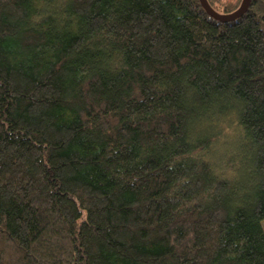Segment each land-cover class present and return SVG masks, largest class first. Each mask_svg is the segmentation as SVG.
<instances>
[{
    "label": "trees",
    "instance_id": "obj_1",
    "mask_svg": "<svg viewBox=\"0 0 264 264\" xmlns=\"http://www.w3.org/2000/svg\"><path fill=\"white\" fill-rule=\"evenodd\" d=\"M263 219L264 0H0V264H264Z\"/></svg>",
    "mask_w": 264,
    "mask_h": 264
},
{
    "label": "water",
    "instance_id": "obj_2",
    "mask_svg": "<svg viewBox=\"0 0 264 264\" xmlns=\"http://www.w3.org/2000/svg\"><path fill=\"white\" fill-rule=\"evenodd\" d=\"M199 2L202 5L203 9L207 12V14L211 16L212 18L217 19L218 21H221V22H229V21H233L239 18L247 11L250 0H242V3L240 7L238 8V10H236L234 13L229 14V15L217 14L215 11H213L210 8L206 0H199Z\"/></svg>",
    "mask_w": 264,
    "mask_h": 264
},
{
    "label": "rangeland",
    "instance_id": "obj_3",
    "mask_svg": "<svg viewBox=\"0 0 264 264\" xmlns=\"http://www.w3.org/2000/svg\"><path fill=\"white\" fill-rule=\"evenodd\" d=\"M217 1V0H216ZM238 0H221L222 4H227V3H236ZM218 2V1H217ZM216 5L221 6V4L218 2ZM231 132V131H230ZM262 228L264 230V219L261 222Z\"/></svg>",
    "mask_w": 264,
    "mask_h": 264
}]
</instances>
